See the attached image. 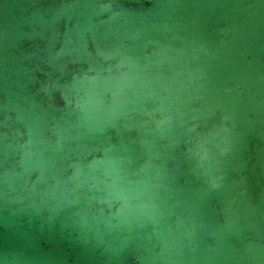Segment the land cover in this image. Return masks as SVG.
Wrapping results in <instances>:
<instances>
[{
  "label": "water",
  "instance_id": "obj_1",
  "mask_svg": "<svg viewBox=\"0 0 264 264\" xmlns=\"http://www.w3.org/2000/svg\"><path fill=\"white\" fill-rule=\"evenodd\" d=\"M0 264H264V0H0Z\"/></svg>",
  "mask_w": 264,
  "mask_h": 264
}]
</instances>
